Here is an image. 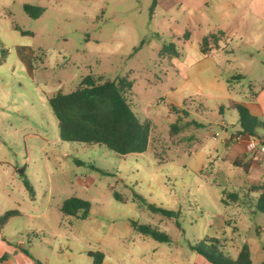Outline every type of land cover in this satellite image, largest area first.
I'll use <instances>...</instances> for the list:
<instances>
[{
	"label": "rangeland",
	"instance_id": "rangeland-1",
	"mask_svg": "<svg viewBox=\"0 0 264 264\" xmlns=\"http://www.w3.org/2000/svg\"><path fill=\"white\" fill-rule=\"evenodd\" d=\"M24 4L43 11L31 18ZM152 7V0H0V217L19 212L2 227L0 252L9 264L23 257L93 264L89 251L103 252V264H211L193 250L208 237L219 239L226 257L236 258L247 243L254 262L264 258V213L251 209L260 190L246 191L264 184V158L248 155L253 175L225 158L230 131L220 122L237 126L239 114L228 103L221 114L216 93L198 85L196 75L187 81L175 57L162 53L169 39L154 32ZM28 47L31 74L17 59L18 50L28 56ZM89 75L133 81L127 98L151 125L144 153L120 156L60 139L49 99ZM8 164L28 169L35 199L12 184ZM233 192L241 195L238 204L230 203ZM73 197L90 202L87 219L62 212ZM148 203L180 214L152 212Z\"/></svg>",
	"mask_w": 264,
	"mask_h": 264
},
{
	"label": "crops",
	"instance_id": "crops-1",
	"mask_svg": "<svg viewBox=\"0 0 264 264\" xmlns=\"http://www.w3.org/2000/svg\"><path fill=\"white\" fill-rule=\"evenodd\" d=\"M152 5L154 32L157 37L167 35L168 43L176 45L178 55L174 57L183 66L187 81H191L190 75H196L198 85L215 92L213 99L222 103L221 114L224 103H228L231 109L241 104L264 122V0H152ZM205 38L211 39L206 54H203L201 43ZM29 48L28 56L18 50L17 59L31 74L34 54ZM194 50L197 51L194 53ZM228 122L225 127L220 123L223 130L230 131L224 142L225 158L233 165L240 162V166H235L246 175H253L254 162L248 158L253 155L246 150L251 134H239V120L237 126ZM237 135L241 138L237 139ZM255 135L264 141V126L259 127ZM6 168L12 184L29 194L23 182L29 181L28 169L11 164ZM257 190L260 194L264 192V184L252 185L246 191ZM240 196L238 194L237 200L230 203L238 204ZM251 209L253 213L258 211L256 207ZM3 230L0 229V247L6 249ZM9 247L12 253L17 252ZM3 256L6 252H0V264H9L8 259L1 260ZM21 261L22 264H39L33 258L23 257ZM261 262L264 258L260 262L252 259V264Z\"/></svg>",
	"mask_w": 264,
	"mask_h": 264
},
{
	"label": "trees",
	"instance_id": "trees-1",
	"mask_svg": "<svg viewBox=\"0 0 264 264\" xmlns=\"http://www.w3.org/2000/svg\"><path fill=\"white\" fill-rule=\"evenodd\" d=\"M25 12L31 18H38L43 9L31 4H24ZM23 34L28 32L15 28ZM212 38V37H211ZM211 38H205L202 43V52L206 54V47ZM172 56H177L176 45L169 43L162 50ZM133 81L128 76L108 79L103 76H86L80 85L70 93L58 92L49 99L50 107L57 118L59 137L62 141L71 143L97 144L104 146L110 151L126 156L129 154H142L149 145L151 125L148 121H141L137 113L133 110L127 94L132 91ZM239 114L241 129L239 134L249 133L255 135L259 127L264 126V122L250 114L248 109L241 104L234 106ZM235 165L240 166V162ZM24 185L30 196H35L34 188L28 180H24ZM230 198L235 201L237 193H230ZM117 200H122L119 194L114 193ZM142 201H146L140 197ZM227 201L224 200V203ZM148 208L155 213H162L168 217H178L180 211H173L154 204L148 203ZM256 209L264 213V192L257 200ZM66 215L77 219H87L90 215L91 204L88 201L77 197L66 200L61 208ZM17 210L5 212L0 217V229L6 224L9 218L18 215ZM132 226L141 233L151 236L159 242H168L166 233L153 229L151 226L138 225L135 222ZM219 239L208 237L193 246L199 255L203 256L211 264H252L251 251L245 243L238 252L236 258L226 257L219 249ZM88 257L93 264H103L104 253L101 251H89ZM3 256L1 260H4ZM259 264H264L261 262Z\"/></svg>",
	"mask_w": 264,
	"mask_h": 264
},
{
	"label": "built area",
	"instance_id": "built-area-1",
	"mask_svg": "<svg viewBox=\"0 0 264 264\" xmlns=\"http://www.w3.org/2000/svg\"><path fill=\"white\" fill-rule=\"evenodd\" d=\"M220 123L224 127L229 124L228 120L225 118H223V120ZM240 138H241V135H237V139H240ZM246 150L249 153H252L254 156L262 159L264 158V141L256 135H251L246 144Z\"/></svg>",
	"mask_w": 264,
	"mask_h": 264
}]
</instances>
